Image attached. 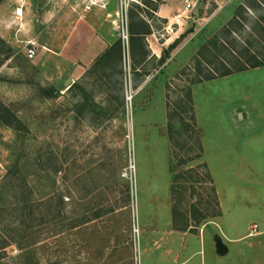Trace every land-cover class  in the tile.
Instances as JSON below:
<instances>
[{"label":"rangeland","instance_id":"obj_1","mask_svg":"<svg viewBox=\"0 0 264 264\" xmlns=\"http://www.w3.org/2000/svg\"><path fill=\"white\" fill-rule=\"evenodd\" d=\"M9 1L22 7L25 0ZM148 1L127 0L128 23L133 11L134 21L159 29L164 21L151 10L159 2ZM192 1L178 39L184 61L165 81L166 108L159 95L151 111L134 101L139 75L130 84L116 66L104 78L89 68L66 88L37 56L27 58L26 26L13 43L0 37V264H177L188 254L186 264H264V236L228 239L264 223V66L196 88L213 184L203 157L195 159L202 130L186 100L195 53L214 34L243 59L248 52L264 61V0H219L222 10L213 0ZM98 2L112 12L119 38V0ZM6 9L0 16L17 14ZM211 50L216 59L207 69L225 54ZM129 55L123 47L122 60ZM4 108L20 128L7 125L18 123ZM192 205L204 215L198 222ZM173 207L186 231L172 228ZM216 233L229 248L223 256Z\"/></svg>","mask_w":264,"mask_h":264},{"label":"crops","instance_id":"obj_2","mask_svg":"<svg viewBox=\"0 0 264 264\" xmlns=\"http://www.w3.org/2000/svg\"><path fill=\"white\" fill-rule=\"evenodd\" d=\"M185 1H159L157 10L153 13L157 18L164 21L162 27L159 29L155 28L147 19H143L150 32L142 35L140 41L135 39L129 41L130 55L127 61L122 60L123 47L112 23L114 21L112 12L106 7L97 5L92 6L90 9H85L84 4L87 2L82 0H45L44 3H40L39 0H25L22 7L15 6L12 1L3 0L0 3L1 12L7 13L6 7L11 8L12 13L20 8L22 14H16L13 16L14 19H8V15L5 17L0 16V37L8 43H13V38L20 37V32L26 26L29 30V42L34 43L37 49L35 56H37L39 67L45 72L47 70L52 71L53 75H55L53 78L61 80L66 88L75 83L89 68H92L95 73H102L104 78L108 75L107 72H110L111 67L116 66L119 74H124L126 81L128 75L130 84L134 77L139 75L142 78L138 83H135L136 96L134 101L142 110L151 111L158 104L159 95H161V105L166 108L165 81L178 74L181 69L180 64L184 61V57L180 54L178 39L187 30L189 18H181L177 24L174 21V17L184 10ZM188 1L193 3L192 0ZM213 1L218 7H221V10L224 7L223 3H226H221L219 0ZM239 3H242V0ZM192 10L193 7L188 10V13ZM19 18L22 21L25 18L27 22L19 21L20 31L15 33V23H18ZM137 48L143 52L139 54L140 58H138ZM143 70L146 72L140 75ZM214 79L191 85L195 121L197 127L202 130L201 143L203 152L200 158L203 157L202 163H205L208 169L209 166L205 161L207 154L206 138L201 124V117L197 110L195 91L197 86H201L205 90L206 82ZM68 81H70L69 84ZM239 115L243 118L241 113ZM209 172H211L210 169ZM258 189L259 192L264 193V182ZM260 222V229L258 224L254 222L257 225L254 232L248 230L243 234L231 236L228 239L236 243L248 237L264 236V223ZM190 234L195 237L199 236V240L204 241L203 236L194 233ZM186 236L188 237V235ZM186 238V245L182 247L180 253H185V249L188 246ZM261 249L259 248V250ZM190 255L188 254L179 259L177 264H186ZM257 261L258 264L261 263L260 258Z\"/></svg>","mask_w":264,"mask_h":264},{"label":"trees","instance_id":"obj_3","mask_svg":"<svg viewBox=\"0 0 264 264\" xmlns=\"http://www.w3.org/2000/svg\"><path fill=\"white\" fill-rule=\"evenodd\" d=\"M2 0H0L1 2ZM158 2L160 0H157ZM147 2H149L147 0ZM159 3L155 4L154 7L151 9L153 12L157 10V6ZM137 15L135 12L130 11L129 14V23H128V31H129V41L132 39L140 41L142 39V35L149 33L150 29L146 25L145 21L142 19L140 22L134 21V17ZM233 20H235L236 16H232ZM227 26L225 25L223 27V30H227ZM220 47L222 53L225 52L224 57L221 58V60H218V66H213V67H208L209 64L215 63L216 56L212 52L211 48L212 47ZM204 53H209L213 58H206L204 57ZM196 56L194 57L195 60V78L191 80V85L194 83L214 79L217 77H222V76H227L236 72L244 71L250 68H256L260 66H264V61L261 60L257 55L254 53H248L247 55L249 56L248 58L243 59L239 54L236 52H233L232 50L228 49L227 46L223 41H221L219 34H214L211 38H209L206 42H204L199 49L197 50ZM244 56V55H243ZM205 64V65H204ZM206 66V67H205ZM186 100L189 105L188 110L191 112V119L193 120V125L196 129V121H195V114L193 110V105H192V93H191V87L187 88L186 90ZM4 111L11 116V118L15 121L16 125H12L7 122V125L12 126L13 128H20L21 127V122L14 116L11 115V113L4 108ZM172 117V115L167 113V118L169 119ZM182 120V119H180ZM17 122V123H16ZM183 123V122H182ZM23 128V127H22ZM25 128V127H24ZM198 144H199V151L198 154L196 155V158H199L202 154V144H201V136L198 138ZM203 167L206 169V179L210 184H213L212 176L211 173L208 171L207 166L205 163H202ZM175 190H178L175 187ZM211 191L215 197V204L217 207V216H220V205H219V200L217 197V191L214 185L211 187ZM192 208L195 210L197 213L194 217H196L197 222L199 219L203 218L204 215L202 212L195 208V205H192ZM177 208L173 207L172 209V228L178 231H186L189 225L187 223L183 224H178V216H177Z\"/></svg>","mask_w":264,"mask_h":264},{"label":"built area","instance_id":"obj_4","mask_svg":"<svg viewBox=\"0 0 264 264\" xmlns=\"http://www.w3.org/2000/svg\"><path fill=\"white\" fill-rule=\"evenodd\" d=\"M99 0H88L87 3L84 4L85 9H90L94 5L100 4ZM184 10L174 17L175 23H179L181 18H189L188 10L192 7L193 3L191 1H185ZM104 6L103 4H101ZM127 0H119V16H120V23L117 25L119 29L118 35L119 39L122 43L124 48H129V31H128V16H127ZM36 47L34 43H30V46L26 49V56L28 59H33L36 55ZM132 94H127V100H131ZM257 226L253 224L251 226V231H255Z\"/></svg>","mask_w":264,"mask_h":264},{"label":"water","instance_id":"obj_5","mask_svg":"<svg viewBox=\"0 0 264 264\" xmlns=\"http://www.w3.org/2000/svg\"><path fill=\"white\" fill-rule=\"evenodd\" d=\"M40 3H44L45 0H39ZM70 81H68V84ZM213 241H214V248L215 252L219 256H223L227 254L229 248L228 245L223 241L222 237L219 234H214L213 236Z\"/></svg>","mask_w":264,"mask_h":264},{"label":"bare ground","instance_id":"obj_6","mask_svg":"<svg viewBox=\"0 0 264 264\" xmlns=\"http://www.w3.org/2000/svg\"><path fill=\"white\" fill-rule=\"evenodd\" d=\"M17 14H19V15L22 14V10L20 8L18 9Z\"/></svg>","mask_w":264,"mask_h":264}]
</instances>
